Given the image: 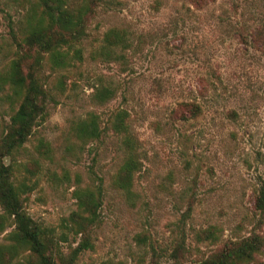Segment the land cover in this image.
<instances>
[{"label": "rangeland", "instance_id": "374dc122", "mask_svg": "<svg viewBox=\"0 0 264 264\" xmlns=\"http://www.w3.org/2000/svg\"><path fill=\"white\" fill-rule=\"evenodd\" d=\"M29 6L0 0V73L25 48L18 41ZM112 27L126 33L129 46L107 55L103 36ZM86 31L81 60L54 70L44 64L51 94L45 119L11 156L0 155L15 181L29 186V215L57 239L67 233L59 246L68 253L79 237L65 226L76 208L72 191L101 183L93 248L79 251L73 264H173L178 245L179 261L189 264L229 240L264 235L257 206L264 196V0H213L201 9L190 0H109ZM100 86L113 96L97 100ZM9 93L0 79V140L18 106ZM188 101L201 106L196 118L185 110L180 116ZM118 108L129 113L141 163L129 191L113 184L127 155L125 134L108 122ZM89 113L103 132L81 141L73 126ZM209 227L216 238L198 239ZM249 264H264V255Z\"/></svg>", "mask_w": 264, "mask_h": 264}, {"label": "trees", "instance_id": "16d2710c", "mask_svg": "<svg viewBox=\"0 0 264 264\" xmlns=\"http://www.w3.org/2000/svg\"><path fill=\"white\" fill-rule=\"evenodd\" d=\"M21 1L30 3L25 13L22 37L18 41L25 48L0 73L1 81L10 89L12 101L18 102L0 140L1 156H11L13 151L20 148L47 115L51 94L41 74L44 64L47 62L54 70L72 64L73 59L81 60L79 44L87 34L88 22L96 7L109 0H82L77 5H71L67 0ZM190 1L201 9L213 0ZM11 31L12 37L17 40L13 27ZM103 41L107 55L116 53V47L127 49L129 46L126 33L115 27L104 33ZM62 83V78H59L57 86L61 88ZM113 94L109 87L100 86L96 88L94 97L103 102ZM181 107L180 116H183L184 110L192 118L201 114V106L195 101L182 102ZM128 116L126 109L118 108L112 111L108 119L113 132L125 134L123 143L127 155L114 176L113 184L126 191L131 189L133 176L141 167L139 153L126 122ZM73 132L81 141L98 139L103 132L99 126V116L89 113L74 124ZM39 146H43V142ZM28 188L26 183L15 181L12 164L0 160V232L11 228L5 235V241L0 242V264H73L79 251L93 248L91 234L101 222V183L93 187L77 186L72 191L76 208L65 220V226L73 236L79 237L77 247L68 253H64L59 246V240H67V233L62 232L57 239L52 229L39 225L26 211L24 202ZM257 206L264 210L263 192L257 197ZM196 236L198 239L216 238L211 227L198 231ZM180 248L178 245L171 251L173 264H184L177 256ZM260 255H264V235L253 233L229 240L220 249L189 264H249Z\"/></svg>", "mask_w": 264, "mask_h": 264}]
</instances>
